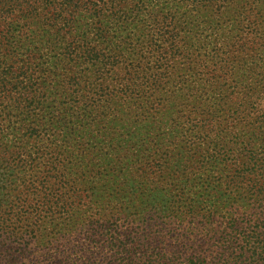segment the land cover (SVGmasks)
Masks as SVG:
<instances>
[{
    "label": "trees",
    "instance_id": "trees-1",
    "mask_svg": "<svg viewBox=\"0 0 264 264\" xmlns=\"http://www.w3.org/2000/svg\"><path fill=\"white\" fill-rule=\"evenodd\" d=\"M0 264H264V0H0Z\"/></svg>",
    "mask_w": 264,
    "mask_h": 264
}]
</instances>
